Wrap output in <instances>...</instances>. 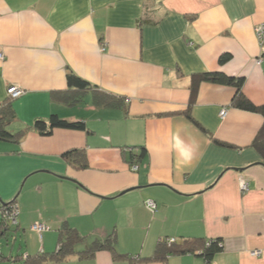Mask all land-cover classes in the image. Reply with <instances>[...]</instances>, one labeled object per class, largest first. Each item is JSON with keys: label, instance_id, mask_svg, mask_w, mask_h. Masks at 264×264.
Instances as JSON below:
<instances>
[{"label": "crops", "instance_id": "obj_1", "mask_svg": "<svg viewBox=\"0 0 264 264\" xmlns=\"http://www.w3.org/2000/svg\"><path fill=\"white\" fill-rule=\"evenodd\" d=\"M262 21L264 0H0V103L8 86L23 90L11 99L10 130L50 114L87 128L0 141V200L16 197L22 253L55 251L67 223L86 242L115 233L118 252L140 258L161 238L222 239L209 262L187 253L135 264H264V165L250 147L262 116L230 107V86H198L191 116L231 148L183 114L192 75L205 71L243 77L248 98L264 103V42L254 33ZM69 71L93 89L75 93ZM94 89L120 103L95 104ZM60 92L78 101L55 100ZM71 150L85 153V168L62 157ZM34 223L48 229L39 235ZM39 264L130 263L99 250Z\"/></svg>", "mask_w": 264, "mask_h": 264}, {"label": "trees", "instance_id": "obj_2", "mask_svg": "<svg viewBox=\"0 0 264 264\" xmlns=\"http://www.w3.org/2000/svg\"><path fill=\"white\" fill-rule=\"evenodd\" d=\"M230 59V55L223 53L218 57V63L224 64ZM66 81L69 88L76 92L84 91L88 88L93 89L92 85L82 78L78 77L72 71H69L66 75ZM203 82H209L213 84L226 85L234 89V93L228 103L230 107L257 113L262 116L263 123L258 129L256 135L250 143L252 147L260 156V162L264 165V103H255L248 98L244 93L242 86L244 78L240 76H230L221 71H205L195 73L191 77L190 84V98L186 109L183 114L189 118L198 128L204 131L215 143L220 144L224 147H234V145L221 141L214 137L212 133L204 129L198 122H196L191 116V106L195 100L198 86ZM94 103L101 106H113L120 103L119 97L111 94H107L102 91L94 89ZM66 93H54L53 98L55 100H65L68 103H74L78 101L69 96ZM16 120L14 108L11 103V98L7 97L6 100L0 103V141L17 143L25 134L28 129H33L40 135L48 136L52 133L55 128L65 129H78L85 130L86 124L82 121H68L58 117L56 114H50L47 119L38 117L36 118L29 127L11 131L8 130L9 125ZM145 155V149L141 148L139 154L130 155L129 162H137ZM62 157L78 166L80 168L86 167L85 153L81 150H71L65 152ZM8 205H14L16 207V197L8 202L0 200V209L6 208ZM10 208V206H8ZM7 208V209H8ZM14 228L16 231V224H10L7 217H2L0 214V239L8 236L9 230ZM170 239H173L170 242ZM86 236L80 234L75 228L71 227L67 223L60 225L58 229V237L56 242V250L53 252H37L30 254L26 253H11L4 255L0 252V262H8V264H39L46 260H62L70 256H77L81 259L92 257L95 252L99 250H108L112 258L117 260H127L130 264H135L138 261H165L168 256L180 255V254H194L199 255L205 261H210L213 256L223 249V243L221 238L217 239H203V238H182L180 241H176L174 238H161L155 246L152 256L146 258H140L139 256H131L125 253H120L115 246V233H111L106 238L94 239L90 242H86ZM78 245L84 246L83 249L79 250Z\"/></svg>", "mask_w": 264, "mask_h": 264}, {"label": "built area", "instance_id": "obj_3", "mask_svg": "<svg viewBox=\"0 0 264 264\" xmlns=\"http://www.w3.org/2000/svg\"><path fill=\"white\" fill-rule=\"evenodd\" d=\"M254 33L255 36L258 40V42L260 44H262L264 42V21L256 24L254 26ZM1 57V55H0ZM261 59L257 60V63H260ZM23 90L22 88H20L18 85H10L7 88V94L9 98H15L18 97L22 94ZM226 110L222 109L220 111V116H223L225 114ZM131 169L135 170L138 167L137 163H133L130 165ZM239 188L242 192H245L248 190V183L246 181V179H241L239 182ZM145 207L151 211L154 212L156 210V204L154 201L148 199L144 202ZM8 206H10V208H8ZM6 208L4 209H0V214L2 215V217H7L8 221L10 222V224H16V207L14 205H8ZM8 208V209H7ZM31 229L36 231L39 235H41L42 232H44L45 230L48 229V227L45 224L42 223H34L31 225ZM173 239H170V242H172ZM253 255H258L259 251H254L252 253Z\"/></svg>", "mask_w": 264, "mask_h": 264}, {"label": "rangeland", "instance_id": "obj_4", "mask_svg": "<svg viewBox=\"0 0 264 264\" xmlns=\"http://www.w3.org/2000/svg\"><path fill=\"white\" fill-rule=\"evenodd\" d=\"M11 127H8L10 130ZM22 188V187H21ZM20 187L18 188L17 193H19ZM21 245V248L18 249V245ZM25 249V241L21 232L14 231V228L9 230L8 236L6 238L0 239V252L4 255L12 254L19 252L22 253ZM0 264H8V262L1 261Z\"/></svg>", "mask_w": 264, "mask_h": 264}]
</instances>
